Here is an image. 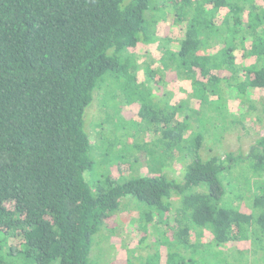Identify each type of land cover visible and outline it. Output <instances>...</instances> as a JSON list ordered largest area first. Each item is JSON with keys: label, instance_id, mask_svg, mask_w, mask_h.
Instances as JSON below:
<instances>
[{"label": "trees", "instance_id": "1", "mask_svg": "<svg viewBox=\"0 0 264 264\" xmlns=\"http://www.w3.org/2000/svg\"><path fill=\"white\" fill-rule=\"evenodd\" d=\"M167 11L179 36L170 24L159 30ZM140 44H156L157 55L138 61L131 50ZM181 80L190 90L171 102L166 87ZM248 89L264 91V0H0V264H100L90 260L94 239L113 233L124 198L144 219L141 243L149 225L158 229L145 264L264 258V136L245 154H201L220 130L251 115L264 120V96ZM233 93L239 118L227 111ZM95 100L138 104L130 119L110 115L112 147L132 143L119 135L130 122L150 130L149 142L132 136L137 151L168 171L178 162L179 178L137 173V157L89 183L84 113ZM222 244L236 245V261ZM129 255L121 264H133Z\"/></svg>", "mask_w": 264, "mask_h": 264}, {"label": "rangeland", "instance_id": "2", "mask_svg": "<svg viewBox=\"0 0 264 264\" xmlns=\"http://www.w3.org/2000/svg\"><path fill=\"white\" fill-rule=\"evenodd\" d=\"M146 13L148 14V12ZM222 13L223 11H219V15ZM145 17L147 19L146 14ZM173 18V12L167 11L165 19L166 21L159 23V30L162 31L165 26L167 27L168 24H170L168 27L169 29L167 30L168 34L170 36H179L178 33L180 26L177 23H174ZM131 51L137 56V60L141 62L143 59L149 61L150 58H154V56L157 55L158 49L156 44H140L135 46ZM137 74V79L143 80L144 76L142 72L138 71ZM167 88L172 90L171 102H178V100L180 98L182 99L184 96L181 92V89L189 91L190 83L188 80H181V82L173 81L170 84V87H166V89ZM234 93L227 96V111H229L231 114H235V116L239 118L238 116L241 111V106L234 96ZM248 93L249 96H253L254 100L264 96V91L261 89H248ZM116 100L120 104L124 101L122 96L118 97ZM110 105H113V103L109 102V105L102 106L98 100H95L92 105L85 110L84 129L89 133L91 142L93 144V150H91L92 155L90 152L93 165L91 170L85 172V179L89 183L93 182L94 180L101 179L109 169L111 171L116 168L120 160L130 162L136 160L137 157L139 159V162L137 163L139 166L136 169L137 173H153L155 175L160 169L161 173L164 172L170 177L179 178L181 173L178 162H175V164L172 163L176 169L175 171H168L169 169L166 170V168L161 169L157 158H145L143 156V152L137 151L138 147L133 137L138 136V142L140 143L149 142L151 139H153L150 130L142 131L140 128L139 130L134 129L133 124L130 122L128 124V128L126 130L124 129L119 135L122 137V141L126 140V138H131L132 143H122L121 147H118V145L112 147V145H114V143L112 144V141L115 138V133L117 134L118 131H114V124L111 122V116H115L116 118L122 117L123 119H130L137 112L138 104H122L120 108ZM187 105L192 108H198L199 102L194 97H188ZM200 126L201 124L198 125L199 128ZM220 135L221 139L219 143H213L211 146L202 147L201 154L203 157H208L214 152L219 155H223L225 151H232L234 153L241 152L242 154H245L250 145L255 143L256 140L261 136H264V120L257 121L254 116L251 115L250 117H246V119H244L242 122H237L233 125H230L226 130H220ZM118 155L121 159L118 157ZM249 198L250 195H246V197L240 201V207L244 211L249 210ZM121 204V207L116 213L113 214L111 219V224L116 225L115 229L110 231L113 233H109L108 230H104L101 233L102 235L98 233L94 239V244L90 254V260L92 263L98 262L100 264H121V261L126 259L130 251L128 259L131 263L145 264V259L143 256H145L147 251V247H145L146 243H152L154 240V235L157 234L156 230L158 229L155 227L153 230L152 226L149 225V230L147 232L148 238L147 240H144L143 243H141L140 237L143 233H146L147 230L146 226H144V219L140 220V218L137 217V211L139 209L135 207L134 203H131L128 198L122 199ZM159 229L162 231L164 230L163 227H159ZM204 235L207 240H211L209 238L210 234L208 231H205ZM11 241L16 244L18 243L17 239H11ZM140 243L141 246L138 247ZM132 249L138 250L136 251ZM149 249L152 248L150 247ZM158 250L161 253V261L163 262L166 254L165 247L159 246ZM218 250H222L224 255H228L230 260L236 261L232 259L236 253V245L222 244L219 245ZM255 259H257V261L253 260L249 264H262L264 258L258 254Z\"/></svg>", "mask_w": 264, "mask_h": 264}]
</instances>
